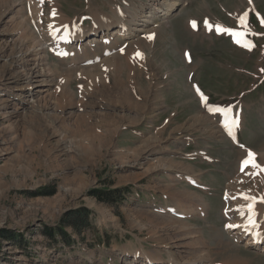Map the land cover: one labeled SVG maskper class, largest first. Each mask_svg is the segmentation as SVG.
<instances>
[{
	"label": "rangeland",
	"instance_id": "1",
	"mask_svg": "<svg viewBox=\"0 0 264 264\" xmlns=\"http://www.w3.org/2000/svg\"><path fill=\"white\" fill-rule=\"evenodd\" d=\"M22 1L12 21L0 28V264H131L130 252L156 256L161 249L170 251L159 253L162 264L192 258L200 264H264V253L228 236V219L222 215L226 206L244 199L242 194L258 195L255 199L264 210V82L259 83L264 78L263 26L253 18L247 24L262 34L255 38L257 50L252 53L204 33L214 34L216 25L238 28L249 4L179 0L174 17L154 16L153 38L146 40L144 34L125 39V45L118 41L113 60L105 62L110 70L93 67L98 60L88 63L77 52L68 61L46 50L41 63L49 74L48 91L26 106L15 103L5 86L9 73L20 74L6 65L18 54L9 34L15 31L17 41L27 27L34 35L30 45L41 41L46 47L49 25L58 23H50L54 12L87 28L91 14L112 17L111 7L123 13L126 6L131 10L148 0ZM11 2L0 0V16ZM19 22L24 26H17ZM2 40L12 41L11 46L2 48ZM96 46L95 54L101 56L99 41ZM186 50L192 58L184 56ZM88 53V58L95 55ZM185 58L194 64H186ZM196 83L213 104L241 108L239 145L221 137L220 114L204 112L192 92ZM198 121L204 127H196ZM216 129L219 135L212 133ZM247 150L256 154L260 167L243 176L239 159ZM115 188L120 190L115 202L88 193ZM51 189V194L38 193ZM224 190L235 198L230 204L223 200ZM176 200L184 204L178 212L194 210L196 215L181 218L162 211ZM78 209H84L82 215L72 213ZM58 225L70 241L46 234ZM6 232L18 239L3 237Z\"/></svg>",
	"mask_w": 264,
	"mask_h": 264
},
{
	"label": "bare ground",
	"instance_id": "2",
	"mask_svg": "<svg viewBox=\"0 0 264 264\" xmlns=\"http://www.w3.org/2000/svg\"><path fill=\"white\" fill-rule=\"evenodd\" d=\"M178 1L179 0H148V2L141 3L140 5L132 8L131 10H129L130 6H126L123 13H120L119 8L114 6V7H111L112 8V10H111V13H112L111 16L112 17L108 16V17H102L99 19L95 14H91L92 25L88 28L79 27L78 25L75 26L73 24H69V19L67 18V16H65L62 13L60 14L58 12H54V14L55 13L56 14L53 17L54 19L50 18V19H53V20H50V23L55 21V20H58V23H56L54 26L56 27L60 22H61V25L59 24L60 26L56 27L57 31L53 35V38L55 37V39H50V42L48 44H46L47 48L53 50L57 54V56H59V57L62 55H67L66 57H74L75 55L78 54V55L85 56L86 60H88L90 58H88L89 56L87 57L85 52H87L88 55H89L88 52H93V54H95L94 43L96 40H98L99 42L102 43L101 47L103 48V50L108 51V53L106 55H102L103 56L102 58H98L99 62L97 64H92V63L91 64L93 67H97L98 69H101V67L106 66L105 62H107V60L109 61V59H112L114 57L113 54H114V49L116 48L115 45L119 44L118 41L120 39H123V43L125 45L127 42L129 43V41H127V40L124 41L127 38L128 39H133V38L138 39V38H140V36H143L145 34L144 36H146V40H147L149 37L148 35L150 33H152L151 37L153 38V29H152L151 25L155 21V20H153L154 16H156V14H157V17L162 19V20H166L170 16L172 17L173 13L177 10V8L179 6ZM22 4H23L22 0H12V2L10 3L9 9H7L0 16L1 17L0 18V28L5 23V21H8V22L12 21V15L15 12L19 11ZM34 6H35V9H37V5L34 4ZM7 11H9V12H7ZM30 15H31V17H33L32 12H30ZM39 16L40 15H38V17H37L38 19L40 18ZM173 17H174V15H173ZM59 20H61V21H59ZM165 23H167V22H165ZM20 25L23 27L24 22H19L17 24V26H19V27H20ZM14 28H13V30H15ZM51 28L52 27L48 28V32ZM66 29H68L70 32L69 35L67 36L68 38H71V41H72V44L70 47L79 46V48H80V50L77 51V54H75V55L73 54L74 52H71L69 50L68 46L65 47L66 45H62V44L56 42V39L63 37L62 31L66 30ZM17 32H19V31H17ZM2 33L3 32L0 29V39L3 38ZM15 36H16L15 31L13 33L9 34V37L13 41V46H15V48L17 49L18 54L15 57H14V55L12 57H10L9 62L6 65L8 66L9 70H11V71L16 70L18 72V74L19 73L20 74H19V76H14L12 73H9L8 74V84L5 86L10 88V96L9 97H13L15 100V103L20 104V105L23 104L26 106H32L43 94H45L48 91V87H49V85L47 83L48 78H49V74H48L47 69L42 68V63H41V61L43 60V57L41 54L43 53V55H46V49L44 46H41V41L37 42L38 45H36V46L30 45V43L34 40V38H33L34 35L32 34V32L29 33L27 27H26L24 32H22L19 36L17 35V38L19 37L17 39V41H15V39H14ZM31 39H32V41H31ZM104 40H106L107 42H104ZM2 41H3V45H4V47H2V48H8L9 46H11L12 41L11 42L8 40H2ZM14 42H16V43H14ZM119 46L120 45L117 46L118 50H119V48H118ZM0 52H2V51H0ZM116 52H117V50H116ZM1 56H2V54H1ZM32 56H33V58H31ZM115 58H117V57H115ZM115 58H114V60H115ZM112 60L110 63H112ZM5 61L6 60H3L4 63H5ZM113 62H115V61H113ZM116 62H115V64H116ZM112 64H110V65L112 66ZM107 65H109V63ZM111 66H110V68H111ZM106 68L109 69V67H107V66L105 67V69ZM108 69H107V71H108ZM23 71H26V72L23 73ZM100 74H101V72H100ZM121 90H122V92L128 93V91H125L124 88L123 89L121 88ZM8 101H9L8 98L4 99V102H5L4 105L5 106L8 104ZM202 117H203L204 121L210 120L209 117H207V116H202ZM240 118L241 119L239 121V128L242 126V114H241ZM203 122L198 121V125L196 124L195 126L202 128V127H204V126H202ZM223 130L225 131V127L223 128ZM210 131H211V129H210ZM210 131H208V133ZM212 133L215 135H219V132L217 129ZM220 133H221V137H223L224 139L227 138L224 133H222L221 131H220ZM246 152L247 151H245L244 157L239 159L238 173L240 171L241 173H243V176L247 175L249 172H252V170H253V166L251 163L248 164V166L245 169H243V171L240 168V164H242L243 159L246 157ZM256 157L257 156H255V159H254L255 162H256ZM185 181H189V179L188 180L185 179ZM173 191H175L174 188H173ZM178 193H179V191H178ZM189 194L191 195V193H189ZM182 195L185 196V194H182ZM192 195H194V194L192 193ZM229 197H227V198H229ZM250 197L255 198V197H258V195H254V196L251 195ZM199 201H200V204L203 205L204 212H206V204H205L204 200L202 198H200ZM239 202L238 203L241 206V210L239 212H236V213L232 212V211H234V209H233L234 207L239 206V204L236 205L235 202H233L231 205V209H228V210H230V212L228 213V211H227L225 213V214H227V217H228L227 225H234V227H227V225H226L225 232L228 234V236L231 239H234L235 242L242 244V247L249 248V249H252L255 251L257 250L260 253H264V245H263V247L260 248V246L254 245L255 243L253 242L254 235L258 234L256 236H259L258 238L260 239V242H262V244H264V214H263L264 210L260 211L259 204L255 205V207L253 209L254 210V218H255V227L252 226V228L249 231H247L246 228H243L242 221H243V219H245L248 216L247 204L249 203V201H247L244 198V199H241ZM228 203L230 204V201H228ZM262 203H263V201H262ZM183 205L184 204L182 201L176 200L171 205L165 204L164 206H162V205L161 206L163 208L162 211H164L167 214L171 213L170 215L177 213L182 218L189 217L192 215H196V214H194L195 213L194 210H186V211L183 210V212H181V213L178 212L179 210H181V207H183ZM235 216L237 218L239 217V220H236ZM168 218H170V216H167V219ZM168 220L170 221L172 219H168ZM173 220H174V218H173ZM173 223H175V221ZM235 224H238V225H235ZM192 241H193V239H192ZM164 251L170 252L168 249H163V250L161 249V250L157 251L158 255L154 254L156 256H152L150 253H148V251H146V252L145 251L144 252H130L127 255V257L134 259L133 263H131V264H139V261L136 260L137 258H141L142 262L140 264H162V263H164V260L161 256L162 255L161 252H164ZM174 252L171 251V253L175 254ZM178 262H180V263H178ZM178 262L177 261H170L167 263L168 264H200L199 258H192V259L182 260V261H178ZM202 264H205V263L203 262Z\"/></svg>",
	"mask_w": 264,
	"mask_h": 264
},
{
	"label": "snow or ice",
	"instance_id": "3",
	"mask_svg": "<svg viewBox=\"0 0 264 264\" xmlns=\"http://www.w3.org/2000/svg\"><path fill=\"white\" fill-rule=\"evenodd\" d=\"M246 16V14H245ZM240 23L243 25L245 23V17H241L240 18ZM205 24L207 25L208 24V21H205ZM192 25L193 27L196 26V22L195 21H192ZM49 27H51V25H49ZM217 30L218 31H227V32H230L232 33L234 36H237V37H240L243 35V33H238V32H234L233 30L231 29H221L219 26H217ZM151 35H149L148 39H151ZM241 41L239 39H237V43H240ZM245 46H248V43L245 42ZM137 55H140V53H137ZM199 91V90H197ZM202 100H206V97H201ZM210 111H216V112H222L225 116V126L229 128V132L231 133V126H234L236 121L235 119H228V112L230 111L229 109H220V108H213V109H210ZM252 164V166L254 168H259L260 166L258 164L255 163L254 161V153H252L251 151L248 152V156L245 160L242 161V165H248V164ZM243 171V167L241 169ZM264 170V169H262ZM244 195V198L249 201V203L247 204V209H248V217H247V223L249 225H252L253 227H255V218H254V210H253V205H254V202H255V198L254 197H250V196H247L245 194H242ZM227 227H234V225H227Z\"/></svg>",
	"mask_w": 264,
	"mask_h": 264
},
{
	"label": "trees",
	"instance_id": "4",
	"mask_svg": "<svg viewBox=\"0 0 264 264\" xmlns=\"http://www.w3.org/2000/svg\"><path fill=\"white\" fill-rule=\"evenodd\" d=\"M126 189V188H125ZM53 189L49 190L48 192L45 190H41L38 193L39 194H51ZM120 190L119 189H106L104 194L102 193V190H98V189H92L90 190L88 193L94 197H96L98 200L101 201H107V202H115V195L118 194ZM101 194V195H100ZM84 212V209H78L75 210L74 212H72L73 214H80L82 215ZM72 227H75L72 225ZM46 234L51 237L54 238L55 236H57V234L62 237L63 241H70L69 240V236L67 235V233L65 232V230L63 229V227L61 225H58L56 228H51L49 229ZM5 238H8L9 240L15 241V239H18L16 236H14L12 233H8L6 232L4 234Z\"/></svg>",
	"mask_w": 264,
	"mask_h": 264
},
{
	"label": "crops",
	"instance_id": "5",
	"mask_svg": "<svg viewBox=\"0 0 264 264\" xmlns=\"http://www.w3.org/2000/svg\"><path fill=\"white\" fill-rule=\"evenodd\" d=\"M253 1V3H254V6H255V8H256V10L258 11V12H260L263 16H264V11H262V10H260L259 8L260 7H264V0H262V1H260V0H252ZM260 6V7H259Z\"/></svg>",
	"mask_w": 264,
	"mask_h": 264
}]
</instances>
